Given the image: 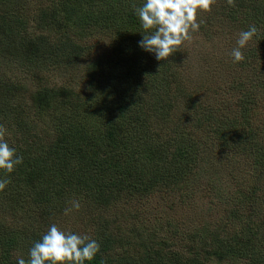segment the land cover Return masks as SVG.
I'll return each mask as SVG.
<instances>
[{
    "label": "trees",
    "instance_id": "obj_1",
    "mask_svg": "<svg viewBox=\"0 0 264 264\" xmlns=\"http://www.w3.org/2000/svg\"><path fill=\"white\" fill-rule=\"evenodd\" d=\"M142 2L0 0V125L23 157L0 173L10 180L0 192V264L27 260L60 216L63 229L72 199L100 213L160 190L173 199L170 210L178 202L175 210L198 207L196 217L208 219L191 229L172 217L125 228L116 211L92 215L88 235L100 252L86 264H264V0H215L167 61L138 46L144 30L133 5ZM250 25L258 36L241 62L226 67L223 52L200 54L201 65L189 51L223 37L212 52L232 50ZM95 34L107 35L110 49L86 57L99 51L82 44ZM236 67L233 77L218 72ZM216 95L223 107L199 102ZM227 164L240 172L228 186Z\"/></svg>",
    "mask_w": 264,
    "mask_h": 264
},
{
    "label": "clouds",
    "instance_id": "obj_2",
    "mask_svg": "<svg viewBox=\"0 0 264 264\" xmlns=\"http://www.w3.org/2000/svg\"><path fill=\"white\" fill-rule=\"evenodd\" d=\"M234 0H228L232 5ZM215 0H143L139 7L133 5L144 30L138 46L154 55L157 61H167L185 43L193 40V34L200 30L203 20L199 13L210 11ZM258 36V29L250 25L241 30L236 47L231 50L234 63L245 59L243 48ZM6 129L0 125V173H12L22 164L23 157L5 139ZM10 180L0 176V192L4 191ZM64 214L81 208L79 199L67 202ZM100 252V243L87 234L64 230L53 223L49 225L40 239L34 241L28 250V259L17 257L16 264H86Z\"/></svg>",
    "mask_w": 264,
    "mask_h": 264
},
{
    "label": "rangeland",
    "instance_id": "obj_3",
    "mask_svg": "<svg viewBox=\"0 0 264 264\" xmlns=\"http://www.w3.org/2000/svg\"><path fill=\"white\" fill-rule=\"evenodd\" d=\"M37 3L38 1L35 2L34 4V12H37ZM40 12V11H39ZM38 12V13H39ZM38 25L35 24V22L30 26V31L33 32L34 34L37 33L38 31H41L37 28ZM44 32V31H42ZM53 32V31H52ZM44 33H49V32H44ZM226 34V32H225ZM230 34V33H229ZM228 34H226L227 36ZM225 40L224 37L220 38L218 40H214V41H206L204 39L200 40L197 44H194L195 42H193L190 46H189V51H191L193 53V57L195 58V60L202 65V61H200L199 59H201L200 54L205 55V59H209L210 56H214L215 54L218 55L219 53H225L226 56L231 57L230 53L231 50L229 49V46L225 45V46H221L218 47L216 49L215 52H212L213 47L216 44L221 43L220 41ZM225 43L227 42V44L230 43L229 40L224 41ZM211 43H213L214 45H212ZM223 43V42H222ZM83 44V48H87V47H94L95 49H98L99 51H94L89 49L88 52H85L87 54L90 55H86V57H90L92 58L94 56H99L100 54H103L104 52H106L107 50L110 49V44H109V39L107 35H102V34H95L94 36H92V38L84 40L82 42ZM87 44V45H86ZM223 50V51H222ZM209 52V53H208ZM212 58V57H211ZM226 67H228L229 63L233 64L232 60L227 59L226 60ZM235 65V64H234ZM196 67H198V65L195 64ZM199 67L196 69L198 70ZM227 72H222L219 69V74H223L225 77H227L228 75L230 77H233L234 74L237 72L238 67L236 68H224ZM216 97L218 98V100L214 99L213 97H204V96H199V102L202 103V105L207 106V107H211L210 102H214L217 101L218 105L220 107H223L222 103L220 102L221 99H219V96L216 95ZM211 104V105H210ZM217 112H215L214 114H216ZM181 116V113H178L175 115V117L173 118V122L176 121V119H178V117ZM176 118V119H175ZM189 124V123H188ZM201 135V134H199ZM198 135V136H199ZM7 137H5L6 139ZM215 153L218 152V150L214 149ZM232 168H234L233 166H230L229 164H227L226 166L223 167V169L221 170L220 174H221V178L223 181V184L228 186L229 182H232L234 180V175L238 176L239 175V171L236 168L235 170H233ZM228 182V183H227ZM262 187L264 189V182L262 183ZM172 196V198H176V200L181 198V194H170ZM127 201V200H126ZM169 204L173 205V199H169V193H165L163 191H159L156 194H154L153 196H146V197H142V198H136L134 200H130V201H122L120 204H118L117 207L115 208H111L109 210H100V213L98 210L96 211H90L87 210L85 208V206H81V208L76 211L74 210V212L70 213L69 215H65V217H67L68 221L64 222V225H68L69 228H73L76 230V232L80 233V234H89L93 232V228L96 225V222L94 221V215H99V220L102 216L106 217V218H110L113 214L114 211H116V219L117 221L116 226H122L124 223V227L127 228L129 226H133L135 225L136 227L139 226H143V227H150L152 225H154L156 222H160L161 219H166V217H172L173 219H171L172 221H175V223L179 224L180 221H183L185 223V225L187 224V228L191 229L193 224L195 225H203L207 218H198L196 217V212L197 210H199V208H193L192 210H190L188 213H184L182 211H178L175 210L177 209V205H179V203H176V207L174 210H170V206ZM120 208V209H119ZM197 209V210H194ZM99 213V214H98ZM93 215V216H92ZM96 215V216H97ZM95 216V217H96ZM131 216H136V218L134 220L131 219ZM64 216H60L58 218H56L54 220L55 224H58L59 222H61L63 220ZM64 225H63V229H64ZM90 226V227H86V226ZM197 228L200 226H196ZM86 231V233L84 232Z\"/></svg>",
    "mask_w": 264,
    "mask_h": 264
}]
</instances>
